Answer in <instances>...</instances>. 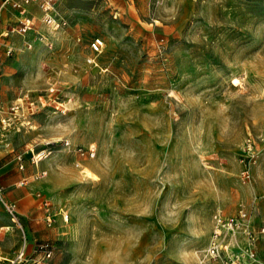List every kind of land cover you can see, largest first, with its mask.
I'll return each instance as SVG.
<instances>
[{
  "label": "rangeland",
  "instance_id": "rangeland-1",
  "mask_svg": "<svg viewBox=\"0 0 264 264\" xmlns=\"http://www.w3.org/2000/svg\"><path fill=\"white\" fill-rule=\"evenodd\" d=\"M26 9L23 34L0 16V226L15 202L50 264H197L239 204L264 226V0H54L52 26ZM255 236L240 264H264Z\"/></svg>",
  "mask_w": 264,
  "mask_h": 264
},
{
  "label": "built area",
  "instance_id": "built-area-1",
  "mask_svg": "<svg viewBox=\"0 0 264 264\" xmlns=\"http://www.w3.org/2000/svg\"><path fill=\"white\" fill-rule=\"evenodd\" d=\"M5 3H8L12 8H15L20 14L21 18L19 24L13 28L17 33H25L33 28L34 17L27 11L26 6L34 3L41 9L42 20L48 25H58L56 18L53 15L54 0H2L0 1V16ZM8 30L1 31L0 35L7 36ZM7 40V44H9ZM10 45V44H9ZM91 49L94 52H99L103 47V40L101 37H94L90 41ZM10 49V46H8ZM91 61H94L91 59ZM19 105L16 104L11 107V110L18 109ZM1 124L5 126L6 119L2 118ZM67 144V143H66ZM81 154L83 150L77 149ZM45 149L37 151L33 155L34 162L46 156ZM87 153L94 154V148H90ZM22 167V166H20ZM47 170L39 171V175H45ZM248 174L243 172V178H247ZM24 184L23 179L16 181L17 186ZM0 185V193H1ZM48 206V202H43ZM6 213L8 215L9 223L0 226V235L11 231L16 228L19 233V241L15 246L12 254L9 257H4L0 254V264H50L52 258V245L48 241H40L37 247L29 249L28 234L18 218L16 211V204L13 201H4ZM48 221L51 218H46ZM66 219V218H65ZM212 225L209 234L207 245L198 256L197 264H240L242 258L247 255L253 257L255 255V242L257 239L256 234L264 232V226L255 229L250 223L248 210L241 204L237 207L235 215L227 216L220 212H216L211 218ZM243 236L245 239L243 246L238 243V238Z\"/></svg>",
  "mask_w": 264,
  "mask_h": 264
},
{
  "label": "crops",
  "instance_id": "crops-1",
  "mask_svg": "<svg viewBox=\"0 0 264 264\" xmlns=\"http://www.w3.org/2000/svg\"><path fill=\"white\" fill-rule=\"evenodd\" d=\"M9 14H13L11 11L9 12ZM1 219V218H0ZM7 224V223H6ZM27 231L29 232V230H28V228H27ZM14 236H15V234H14V232H13V230L11 231V236H10V238H8V243L9 244H13L14 242H15V240H14ZM17 239V238H16ZM6 246H8V245H2L1 244V242H0V247H6Z\"/></svg>",
  "mask_w": 264,
  "mask_h": 264
},
{
  "label": "bare ground",
  "instance_id": "bare-ground-1",
  "mask_svg": "<svg viewBox=\"0 0 264 264\" xmlns=\"http://www.w3.org/2000/svg\"><path fill=\"white\" fill-rule=\"evenodd\" d=\"M40 159H43V158H40ZM38 161V160H37Z\"/></svg>",
  "mask_w": 264,
  "mask_h": 264
}]
</instances>
